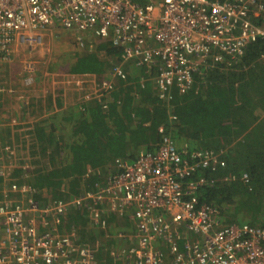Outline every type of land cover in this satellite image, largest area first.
I'll use <instances>...</instances> for the list:
<instances>
[{"label": "built area", "instance_id": "built-area-1", "mask_svg": "<svg viewBox=\"0 0 264 264\" xmlns=\"http://www.w3.org/2000/svg\"><path fill=\"white\" fill-rule=\"evenodd\" d=\"M55 27L80 34V46L91 34L121 48L124 62L157 66L155 85L164 98L173 86L188 88L193 73L236 63L248 45L264 41V0H0V65L17 45H38ZM22 69L31 77L35 71L27 62ZM125 76L118 65L101 82L64 77L83 91L81 107L102 103ZM184 156L164 138L155 152L134 162L116 159L103 183L80 196L44 205L31 198L29 185L8 180L0 197V264H98L100 242H81L77 229L66 227L72 210L87 213L105 238L125 242L110 253L111 264H264V224L221 223L219 210L199 201L206 181L195 178L212 168L214 157L194 152L189 162ZM11 167H0L4 179ZM107 218L125 229L124 220L132 222L129 239L124 228L109 234L114 222Z\"/></svg>", "mask_w": 264, "mask_h": 264}, {"label": "trees", "instance_id": "trees-1", "mask_svg": "<svg viewBox=\"0 0 264 264\" xmlns=\"http://www.w3.org/2000/svg\"><path fill=\"white\" fill-rule=\"evenodd\" d=\"M118 65L125 79L115 81L102 103L79 107L77 98L65 101L62 95L39 101L37 111L31 113L34 104L27 105L34 120L22 137L30 158L7 168V179L0 175V197L8 180L9 184L29 185L31 198L42 205L78 197L101 181L116 159L134 162L141 153L155 152L169 138L177 150L185 151L184 160L189 162L194 152L211 153L212 168L195 175L206 181L198 199L219 210L221 223L241 224L231 210L238 203L248 204L251 196L264 197V41L248 45L236 63L228 60L193 73L188 88L181 92L173 86L164 98H159L155 85L157 66L148 69L124 62L122 49L109 40L99 39L93 49L87 46L67 56L57 70L63 75L104 77ZM2 97L0 93V105ZM255 108L257 114H253ZM16 120L0 121L19 126ZM106 221L114 222L109 234L128 228L132 232L129 220H124V230L114 218ZM71 226L81 242L102 241L99 263L108 264L110 253L125 246L124 241L121 245L105 238L84 211L69 212L66 227Z\"/></svg>", "mask_w": 264, "mask_h": 264}, {"label": "rangeland", "instance_id": "rangeland-1", "mask_svg": "<svg viewBox=\"0 0 264 264\" xmlns=\"http://www.w3.org/2000/svg\"><path fill=\"white\" fill-rule=\"evenodd\" d=\"M79 35L73 31H64L56 27L52 28L43 34L38 45H35V43L32 46L29 45V47L27 46L28 44L17 45L10 61L0 65V86L5 90L1 99L0 120H9L12 117L17 118V124H20L19 126H9L11 124L9 121H0L2 122L0 123L2 125L0 130L4 131L0 135V161L3 158L0 167L17 166L19 161L29 157L26 152L27 142H25L22 135L23 131L28 129V124L34 120V116H31L29 111L30 113L31 111H37L36 104L39 101L45 103L48 97H61V94L65 95L66 100H70L83 94V91L78 92L74 89V80L64 77L61 73L63 71L57 70L58 66L64 65L67 56L79 53L87 46L93 49L99 41L91 34H85L82 37L83 45L79 46L76 41ZM25 62L33 64L35 71L32 77L23 73L22 68ZM28 77H31L32 80L26 84ZM87 86L88 84H85V87ZM64 89L67 90L65 91ZM29 103L34 104L32 109L27 106ZM257 113L258 110L255 108L253 114ZM260 195L263 194L261 193ZM231 212H233L232 217L236 221L260 227L264 224V197L251 196L248 204L238 203ZM120 227L124 228V225ZM125 231L129 239V230ZM99 242L100 244L102 243V241ZM128 247H130V244ZM100 248L101 246L98 250ZM163 252L165 253L166 250L163 249ZM109 261L108 264H111V259ZM100 262L103 261L101 260Z\"/></svg>", "mask_w": 264, "mask_h": 264}, {"label": "clouds", "instance_id": "clouds-1", "mask_svg": "<svg viewBox=\"0 0 264 264\" xmlns=\"http://www.w3.org/2000/svg\"><path fill=\"white\" fill-rule=\"evenodd\" d=\"M121 66V65H120ZM122 67V66H121ZM112 69V68H111ZM111 69H110V71H111ZM109 71V72H110ZM108 72V73H109ZM108 75V74H107ZM107 75H105L104 77H98L97 75H89V76H86V75H80V76H74V77H79V78H83V79H85V80H87L88 78H90V77H93L97 82H101L103 79H105L106 78V76ZM64 76H72V75H64Z\"/></svg>", "mask_w": 264, "mask_h": 264}, {"label": "crops", "instance_id": "crops-1", "mask_svg": "<svg viewBox=\"0 0 264 264\" xmlns=\"http://www.w3.org/2000/svg\"><path fill=\"white\" fill-rule=\"evenodd\" d=\"M76 86V85H75ZM74 85H73V87H75ZM65 91L67 90V89H64ZM64 92V91H63ZM63 94H61V96H62ZM63 98L65 99V101H66V97H65V95H63ZM69 102V101H68ZM100 183H103V179H101V181H99ZM116 221V220H115ZM117 222V225L120 227V225H119V222L118 221H116ZM233 224H236V223H233ZM243 224H247V223H241V224H239V225H243ZM249 225V224H248ZM252 226V225H251ZM120 230V229H119ZM97 240H95L94 241V243L96 242ZM99 264V263H98Z\"/></svg>", "mask_w": 264, "mask_h": 264}]
</instances>
